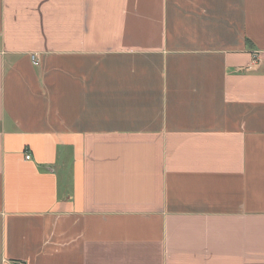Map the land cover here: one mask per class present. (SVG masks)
Here are the masks:
<instances>
[{"label":"crops","instance_id":"obj_1","mask_svg":"<svg viewBox=\"0 0 264 264\" xmlns=\"http://www.w3.org/2000/svg\"><path fill=\"white\" fill-rule=\"evenodd\" d=\"M17 261L264 264V0H0Z\"/></svg>","mask_w":264,"mask_h":264},{"label":"built area","instance_id":"obj_2","mask_svg":"<svg viewBox=\"0 0 264 264\" xmlns=\"http://www.w3.org/2000/svg\"><path fill=\"white\" fill-rule=\"evenodd\" d=\"M29 158H30L29 156H26V157H25L26 160H29ZM12 264H25V263L20 262V261H19V262L17 261V262H14V263H12Z\"/></svg>","mask_w":264,"mask_h":264}]
</instances>
